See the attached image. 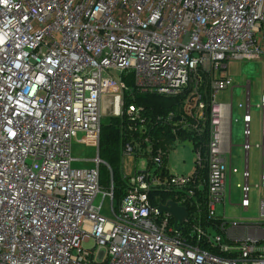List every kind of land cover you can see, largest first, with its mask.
Wrapping results in <instances>:
<instances>
[{
  "label": "built area",
  "instance_id": "1",
  "mask_svg": "<svg viewBox=\"0 0 264 264\" xmlns=\"http://www.w3.org/2000/svg\"><path fill=\"white\" fill-rule=\"evenodd\" d=\"M254 59L264 0H0V264H264V92L256 145L250 82L239 146L233 98L218 101L234 90L229 61ZM135 94L184 100L157 114L127 105ZM105 117L124 133L119 210L100 180ZM76 134L99 149L91 168L73 167ZM181 144L195 155L188 174L171 162ZM256 189L261 223L226 217L227 205L249 212ZM169 202L186 209L180 230L159 211Z\"/></svg>",
  "mask_w": 264,
  "mask_h": 264
},
{
  "label": "rangeland",
  "instance_id": "2",
  "mask_svg": "<svg viewBox=\"0 0 264 264\" xmlns=\"http://www.w3.org/2000/svg\"><path fill=\"white\" fill-rule=\"evenodd\" d=\"M228 73L229 76L233 79L234 90L231 94L229 91L220 92L218 95V101L223 104H230L231 98H233V111H234V122H233V143L235 146H239L242 143V113L239 109L238 105L245 101V95L247 91V86L250 82V92H251V100L252 105L254 106V135L252 138L253 145L261 143V136L259 133V125H260V111L256 108V106L260 105L261 95L264 92V59H254V60H231L228 63ZM115 77L119 78L118 72H113ZM112 121L111 117H105L102 121L103 126L107 124V122ZM234 167L242 170L243 163L241 158V152L239 148H234ZM99 156V149L91 140L85 138L83 134H76L74 137L73 143V157L77 159L74 163V168L78 169H88L94 166L93 160ZM103 161V160H102ZM104 162V161H103ZM171 162L173 165V169L176 174H188L195 162L194 151L191 147H183V145H178L175 150L171 151ZM106 167V166H102ZM250 171L252 175H259L261 172V159H260V151L254 150L251 153L250 158ZM238 179L235 178L233 180V204L237 205L240 203V195H238V191L236 185L238 183ZM260 183L258 177L252 179L251 185L255 187ZM111 185V183H110ZM108 188V187H107ZM106 189V188H104ZM102 202V196L96 200V204H100ZM259 191L256 189L252 193V202L251 209L249 212H244L240 208L231 207L229 205L226 206V217L231 219H237L240 222L244 223H261L259 218ZM111 201L106 200L104 202L103 215L107 217H112L111 211ZM114 207L116 210H119L120 202L118 199L114 201ZM223 207H217L218 216H222ZM212 233H216L215 230H211ZM83 247L87 249H91L94 247V243H86Z\"/></svg>",
  "mask_w": 264,
  "mask_h": 264
},
{
  "label": "trees",
  "instance_id": "3",
  "mask_svg": "<svg viewBox=\"0 0 264 264\" xmlns=\"http://www.w3.org/2000/svg\"><path fill=\"white\" fill-rule=\"evenodd\" d=\"M129 87H133L131 79L127 81ZM184 96L176 99L164 98L156 95H138L135 94L134 101L126 96L127 105L137 103L144 106L147 111L157 114L168 111H180ZM124 133L121 122L118 119H112L105 126L102 125L100 138V158L107 164L100 168V180L102 188L110 187L113 181L115 185V200L121 201L124 192L125 181L122 177V149L124 143ZM164 198H167L166 196ZM168 199V198H167Z\"/></svg>",
  "mask_w": 264,
  "mask_h": 264
},
{
  "label": "water",
  "instance_id": "4",
  "mask_svg": "<svg viewBox=\"0 0 264 264\" xmlns=\"http://www.w3.org/2000/svg\"><path fill=\"white\" fill-rule=\"evenodd\" d=\"M159 211L161 213L167 212V213L172 214L176 222V228L178 230L181 229V225L184 223V220L187 217L186 209L179 207L175 202H169L167 206L159 207Z\"/></svg>",
  "mask_w": 264,
  "mask_h": 264
},
{
  "label": "crops",
  "instance_id": "5",
  "mask_svg": "<svg viewBox=\"0 0 264 264\" xmlns=\"http://www.w3.org/2000/svg\"><path fill=\"white\" fill-rule=\"evenodd\" d=\"M233 93V91L231 92V94Z\"/></svg>",
  "mask_w": 264,
  "mask_h": 264
}]
</instances>
